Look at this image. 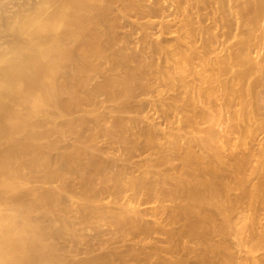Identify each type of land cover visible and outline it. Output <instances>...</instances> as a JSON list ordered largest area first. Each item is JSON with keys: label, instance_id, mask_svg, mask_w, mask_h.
<instances>
[{"label": "bare ground", "instance_id": "1", "mask_svg": "<svg viewBox=\"0 0 264 264\" xmlns=\"http://www.w3.org/2000/svg\"><path fill=\"white\" fill-rule=\"evenodd\" d=\"M0 42V264H264V0H0Z\"/></svg>", "mask_w": 264, "mask_h": 264}, {"label": "rangeland", "instance_id": "2", "mask_svg": "<svg viewBox=\"0 0 264 264\" xmlns=\"http://www.w3.org/2000/svg\"><path fill=\"white\" fill-rule=\"evenodd\" d=\"M13 4H14V3H12V4L10 5V3H9L10 8H12V11L16 10V8H17V7H16V4H15V5H13ZM9 5H8V6H9ZM13 6H15V7H13ZM13 9H14V10H13ZM10 10H11V9H10ZM10 10H9V11H10ZM8 13H9V12H8ZM1 40H2V39H1ZM0 43H2V42H0ZM64 96H67V95H64ZM68 97H69V96H68ZM260 134H261L262 136L260 135V138H259V139H261V141H262V140L264 139V137H263V136H264V132H263V133H260ZM253 176H254V175H253ZM251 177H252V176H251ZM255 179H256V178H255ZM32 183H33V182H31V185H29L30 183H29V184H28V183H23V184L21 183L22 185L19 183L21 186L18 185L19 187L17 186L16 191H19L20 189H21L20 191H22V190H24V189H27V186H28V188L31 187V186H32ZM24 184H26V185H24ZM33 184H34V183H33ZM54 184H56V183H54ZM54 184H53V185H54ZM46 185L49 186L48 183H47ZM44 186H45V185H44ZM47 186H46V187H47ZM16 191H15V192H16ZM263 206H264V205H263ZM262 219H263V218H262ZM262 221H263V220H262ZM262 252H263V251H262Z\"/></svg>", "mask_w": 264, "mask_h": 264}]
</instances>
